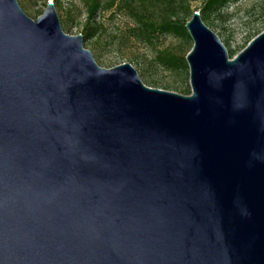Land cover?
<instances>
[{
  "label": "water",
  "instance_id": "95a60500",
  "mask_svg": "<svg viewBox=\"0 0 264 264\" xmlns=\"http://www.w3.org/2000/svg\"><path fill=\"white\" fill-rule=\"evenodd\" d=\"M185 27L189 95L0 0V264H264V31Z\"/></svg>",
  "mask_w": 264,
  "mask_h": 264
},
{
  "label": "rangeland",
  "instance_id": "374dc122",
  "mask_svg": "<svg viewBox=\"0 0 264 264\" xmlns=\"http://www.w3.org/2000/svg\"><path fill=\"white\" fill-rule=\"evenodd\" d=\"M119 0H101L103 6ZM22 11L36 21L53 0H17ZM203 0L191 2L194 12ZM56 8L60 27L68 35H82L86 19L84 0H60ZM162 14L156 11L155 19ZM192 15L187 17L190 20ZM211 24L204 22L226 47L228 57L234 58L249 42L264 31V0H238L230 3L218 14L210 17ZM97 35L91 39L83 38V47L91 51L98 66L112 68L123 63H130L137 71L141 81L148 87L171 91L186 95L189 85V68L183 70H167L160 66L156 55L161 51L185 54L190 51L193 41L172 35L158 36L152 44L137 40L132 36L134 20L124 11L113 7L101 10L95 18ZM233 51L232 55H230ZM186 57V56H185Z\"/></svg>",
  "mask_w": 264,
  "mask_h": 264
},
{
  "label": "trees",
  "instance_id": "16d2710c",
  "mask_svg": "<svg viewBox=\"0 0 264 264\" xmlns=\"http://www.w3.org/2000/svg\"><path fill=\"white\" fill-rule=\"evenodd\" d=\"M197 0H119L118 4L114 1L105 6L101 0H84L86 6V19L83 26L82 37L91 39L97 35L95 18L101 10L108 11L115 7L118 11L126 12L135 22L132 28V36L139 41L152 44L161 35H172L177 38L191 41L190 35L185 27L187 17L193 14L191 2ZM238 0H203L199 7L194 11L200 14L203 22L211 24L210 17L218 14L230 3ZM55 7L60 0H53ZM159 11L162 16L155 19L154 14ZM231 51L230 55H232ZM185 54H175L169 51H161L156 55V60L160 66L167 70H188ZM190 90L186 91V95Z\"/></svg>",
  "mask_w": 264,
  "mask_h": 264
}]
</instances>
